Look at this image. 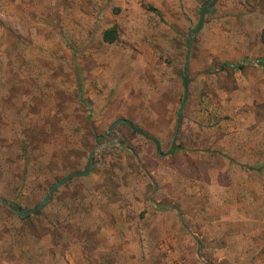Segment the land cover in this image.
I'll return each mask as SVG.
<instances>
[{
    "label": "rangeland",
    "instance_id": "1",
    "mask_svg": "<svg viewBox=\"0 0 264 264\" xmlns=\"http://www.w3.org/2000/svg\"><path fill=\"white\" fill-rule=\"evenodd\" d=\"M205 1L0 0L4 251L27 252L36 230L59 244L76 222L147 264H264V239L235 251L240 218L264 209L248 161H264V0Z\"/></svg>",
    "mask_w": 264,
    "mask_h": 264
},
{
    "label": "crops",
    "instance_id": "2",
    "mask_svg": "<svg viewBox=\"0 0 264 264\" xmlns=\"http://www.w3.org/2000/svg\"><path fill=\"white\" fill-rule=\"evenodd\" d=\"M258 158L261 157L257 154L248 161H250L249 165L252 167V171L259 176L260 171L264 173L263 168L260 167L264 166V161L258 160ZM256 161L260 163V166H257ZM258 188L257 196L252 195L251 198L253 204L256 199L258 204L264 202V182L260 187L262 191L259 192ZM77 215L79 214L74 213L71 216L76 219ZM101 216L103 215L101 214ZM240 222L244 227V232L240 231L235 236L238 241L235 251L240 254H246L249 252L248 249L253 253L258 252L264 239V209L258 210L256 216L251 213V216L247 218H240ZM74 226V231L66 229L61 231L58 235L59 244L53 242L52 231L39 233L36 230L31 235L33 244L28 248V251L26 252V248L23 246L24 252L21 251L15 255L3 250L6 235L0 234V264H147L145 256H142L143 252L138 246L124 244L116 246L114 244L113 229H97V243L88 244V239L82 238L83 228L81 229V225L75 222ZM127 232L129 230L121 229L119 234L126 237ZM84 246H87L86 249Z\"/></svg>",
    "mask_w": 264,
    "mask_h": 264
},
{
    "label": "trees",
    "instance_id": "3",
    "mask_svg": "<svg viewBox=\"0 0 264 264\" xmlns=\"http://www.w3.org/2000/svg\"><path fill=\"white\" fill-rule=\"evenodd\" d=\"M216 2V0H206L204 2L203 8H209L212 7L214 5V3ZM201 13L203 14V9L201 10ZM200 25V23L198 24V26ZM117 36V29L116 26H111L109 28H106L103 33H102V39L106 42H112L116 39ZM244 64H222L221 68H225L228 67L230 68L231 71H235L237 69H242ZM187 71V67L184 70V74L181 77V83H182V87H183V95H185L187 93V86H188V77L186 75ZM125 124L128 126V128L135 134L141 135L142 137H144L145 139L149 140L157 149V151H159V141L158 139L153 136L152 134H150L149 132H147L146 130H144L143 128L137 126L136 124L132 123L131 121H125ZM180 126V117L177 118L176 120V129H178V127ZM173 146L175 145V138L173 139ZM172 153L175 150H170ZM14 210H17V212L19 213L20 208L16 205H12L11 206ZM37 212V211H35Z\"/></svg>",
    "mask_w": 264,
    "mask_h": 264
},
{
    "label": "water",
    "instance_id": "4",
    "mask_svg": "<svg viewBox=\"0 0 264 264\" xmlns=\"http://www.w3.org/2000/svg\"><path fill=\"white\" fill-rule=\"evenodd\" d=\"M118 122H124V120H123V119L116 120V121L112 124V126H114V125H115L116 123H118ZM67 179H68V177H65V178L60 179V180H58V181H55L53 184H51L50 189L48 190L46 196L44 197V199H43L41 202H39V204L37 205V208H39L40 206H42V205H43V204L49 199L52 190H53L56 186H58L59 184L63 183V182H64L65 180H67ZM32 211H33V210H31V211H27V212L19 211V214H20V215L29 214V213H31Z\"/></svg>",
    "mask_w": 264,
    "mask_h": 264
}]
</instances>
